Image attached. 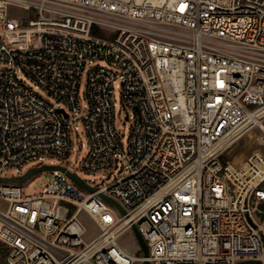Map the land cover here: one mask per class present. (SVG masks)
<instances>
[{
	"label": "built area",
	"instance_id": "1",
	"mask_svg": "<svg viewBox=\"0 0 264 264\" xmlns=\"http://www.w3.org/2000/svg\"><path fill=\"white\" fill-rule=\"evenodd\" d=\"M80 130V168L108 172L92 191L58 169L34 196L1 182L47 159L76 175L52 160ZM253 130L264 144V0H0V264H264V154L221 162ZM132 225L146 258L116 243Z\"/></svg>",
	"mask_w": 264,
	"mask_h": 264
},
{
	"label": "rangeland",
	"instance_id": "2",
	"mask_svg": "<svg viewBox=\"0 0 264 264\" xmlns=\"http://www.w3.org/2000/svg\"><path fill=\"white\" fill-rule=\"evenodd\" d=\"M94 65L105 66V63L101 60H98L94 61ZM85 84V76H83L78 88V103L81 109L80 113L84 112L85 110ZM112 98L114 103L116 104L114 112V128L120 137L123 147L125 148L128 142L131 127L130 123L126 120V112L123 109L120 92L117 88H114ZM260 137L261 133L257 130H253L252 132L246 134L227 149V151L222 156L221 162L230 163L238 167L252 152L257 151L264 154V144L261 143ZM72 146L74 147V150L66 159L54 158L52 160L53 163H55L56 165L68 167L72 172L76 174V176H78L88 184H100L104 177H107L108 172L89 173L80 168V163L87 151V139L81 130L72 135ZM49 161L50 160L47 159L43 163L34 162L21 169L18 173H16L15 171H7L4 174L6 176H20L31 169H36L44 165H48ZM119 170L120 167L118 170L113 171L111 179L108 182H111L115 178L119 177ZM53 177V171H41L28 178L26 181L16 185L21 189L24 196H34L39 194L44 186L51 183L53 181ZM104 184H107V182H105ZM81 194L85 196L87 194V191L81 190ZM0 209L3 211L7 209V203L2 199H0ZM76 220L84 229L83 239L85 242H89L98 236L99 228L95 221L92 220L87 213L83 211L79 212L76 215ZM116 243L120 248L124 249L126 252L132 255L141 254L139 245L131 229L125 230L117 238Z\"/></svg>",
	"mask_w": 264,
	"mask_h": 264
},
{
	"label": "water",
	"instance_id": "3",
	"mask_svg": "<svg viewBox=\"0 0 264 264\" xmlns=\"http://www.w3.org/2000/svg\"><path fill=\"white\" fill-rule=\"evenodd\" d=\"M53 169H58L62 172H65L66 175L75 183L77 184L79 187H82L86 190L92 191L93 189H91L90 187H88L79 177H77L76 175L67 172L64 168L61 167H50V166H43L40 168H36V169H31L29 170L26 174H24L21 177H13V178H3L1 179V182L6 183V184H19L22 183L24 181H26L28 178H30L31 176L41 172V171H50ZM100 197L110 203L111 205H113L122 215H126V211L121 207V205L119 203H117L115 200L106 197L104 195H100ZM133 235L139 245L140 251L143 253L144 257L146 258L148 256V249L147 246L144 242V240L142 239L140 233L138 232L136 226L132 225L131 228ZM263 244H264V238H263ZM144 264H149L148 262H144Z\"/></svg>",
	"mask_w": 264,
	"mask_h": 264
},
{
	"label": "trees",
	"instance_id": "4",
	"mask_svg": "<svg viewBox=\"0 0 264 264\" xmlns=\"http://www.w3.org/2000/svg\"><path fill=\"white\" fill-rule=\"evenodd\" d=\"M238 264H260V263L255 262V261H241Z\"/></svg>",
	"mask_w": 264,
	"mask_h": 264
}]
</instances>
